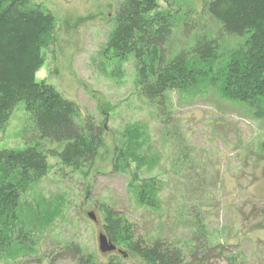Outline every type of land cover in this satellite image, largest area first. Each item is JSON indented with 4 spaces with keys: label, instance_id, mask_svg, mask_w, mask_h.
Returning a JSON list of instances; mask_svg holds the SVG:
<instances>
[{
    "label": "rangeland",
    "instance_id": "rangeland-1",
    "mask_svg": "<svg viewBox=\"0 0 264 264\" xmlns=\"http://www.w3.org/2000/svg\"><path fill=\"white\" fill-rule=\"evenodd\" d=\"M202 1L167 0L158 5L174 12L191 4L195 20L212 32L215 27L203 17ZM33 2L55 18L37 80L76 102L80 119L89 115L103 125V146L89 171H74L49 159V173L31 187L23 204L31 224L26 231L45 225L34 246L37 254L0 264H50L52 252L67 243L78 245L96 264H146L131 254L125 238L116 244L126 257L100 253L98 235L104 234L105 216L98 207L103 205L133 225L134 237L147 241L165 237L182 249L190 246L191 226L200 221L209 243L224 248V258L206 264H264V155L259 152L264 122L254 119L243 105L220 99L213 89L199 90L195 96L174 92L169 94L168 130L177 142L172 141L155 109L137 95L132 58L118 61L107 52L118 0ZM237 42L229 41L232 47ZM172 43L175 53L191 41L176 33ZM27 124L24 105L18 103L0 135V150L23 149ZM135 129L140 135L134 145L127 134ZM181 146L188 149L189 173L186 161L180 159ZM117 150L125 155L118 167L114 166ZM133 176L134 186L149 180L157 186L156 210L136 202L130 187ZM31 207L39 213H32ZM89 212L98 222L87 217Z\"/></svg>",
    "mask_w": 264,
    "mask_h": 264
},
{
    "label": "trees",
    "instance_id": "trees-1",
    "mask_svg": "<svg viewBox=\"0 0 264 264\" xmlns=\"http://www.w3.org/2000/svg\"><path fill=\"white\" fill-rule=\"evenodd\" d=\"M160 1L167 0H118L107 52L118 61L132 58L137 95L155 109L165 136L174 138L168 130L169 94L174 92L195 96L199 90L213 89L220 99L243 105L254 119L264 122V0H203L202 15L214 24L212 32L195 20L191 4L172 12L168 7L160 9ZM54 26V16L33 0H0V135L18 103H23L28 115L23 149L0 150V262L37 254L34 246L45 225L39 230L32 225L34 229L26 231L31 224L23 204L31 187L49 173V159L74 171H89L103 146V125L89 115L80 119L76 102L37 80L42 51ZM176 33L191 44L174 53ZM230 39L238 41L234 47ZM139 135L137 129L127 134L134 145ZM180 150L189 173L188 149L181 146ZM259 152L264 155V138ZM124 156L117 150L114 166ZM135 181L133 176L130 187L136 202L156 210L157 186L152 180L134 186ZM98 210L105 216L103 233L116 250V243L125 238L131 254L146 264H206L224 258V248L209 243L200 221L192 224L190 246L184 250L165 237L150 241L134 237L133 225L124 216L106 205ZM65 260L96 264L73 243L60 246L49 257L50 264Z\"/></svg>",
    "mask_w": 264,
    "mask_h": 264
},
{
    "label": "water",
    "instance_id": "water-1",
    "mask_svg": "<svg viewBox=\"0 0 264 264\" xmlns=\"http://www.w3.org/2000/svg\"><path fill=\"white\" fill-rule=\"evenodd\" d=\"M87 217L93 222H96L94 213L89 212ZM98 249L102 254H109L116 251V246H114L104 234L100 233L98 235Z\"/></svg>",
    "mask_w": 264,
    "mask_h": 264
},
{
    "label": "flooded vegetation",
    "instance_id": "flooded-vegetation-1",
    "mask_svg": "<svg viewBox=\"0 0 264 264\" xmlns=\"http://www.w3.org/2000/svg\"><path fill=\"white\" fill-rule=\"evenodd\" d=\"M113 253H120V252H118V250H116L115 252H113Z\"/></svg>",
    "mask_w": 264,
    "mask_h": 264
}]
</instances>
